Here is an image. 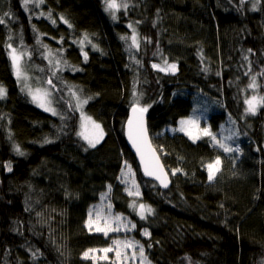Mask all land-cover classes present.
<instances>
[{
	"label": "trees",
	"instance_id": "16d2710c",
	"mask_svg": "<svg viewBox=\"0 0 264 264\" xmlns=\"http://www.w3.org/2000/svg\"><path fill=\"white\" fill-rule=\"evenodd\" d=\"M116 3L127 7L30 0L26 10L23 0H0V85L7 89L0 99V264H116L84 257L117 238L86 227L109 189L152 264H264V105L246 112V100L264 97V0ZM13 48L27 80L16 77ZM165 60L177 65L174 72L153 67ZM25 84L50 91L60 114L38 107ZM196 96L216 102L209 127L219 135L229 129L228 146L241 150L176 131L193 116ZM78 98L105 130L96 147L80 135ZM137 99L148 107L150 136L171 178L167 190L142 176L127 144ZM217 157L220 170L209 181L207 166ZM125 165L137 173L138 197L119 180ZM141 203L152 209L144 219Z\"/></svg>",
	"mask_w": 264,
	"mask_h": 264
},
{
	"label": "snow or ice",
	"instance_id": "6c2138e0",
	"mask_svg": "<svg viewBox=\"0 0 264 264\" xmlns=\"http://www.w3.org/2000/svg\"><path fill=\"white\" fill-rule=\"evenodd\" d=\"M30 0H23V7L27 10L28 9V4H29ZM34 6H38L39 4L43 3V0H32ZM106 3V8L108 11L113 12L114 10H118L120 7H127V5H119L116 3V0H105ZM255 7V5L253 6ZM7 15V14H6ZM51 16V14L49 13V17ZM115 18V17H114ZM61 19H63V17H61ZM0 23H4V19L2 17H0ZM66 23V21H65ZM122 39H127V37H122ZM133 44H136L137 47H139L138 43H137V38L135 35H133L131 37ZM9 47L11 48V45H9ZM251 51V49L249 50ZM16 50L13 48L12 49V63L13 66L15 68V74L17 79H20L22 76H24V79L27 80V76L23 73L22 70V66L20 63V56L16 55ZM56 63L58 64L59 61H56ZM165 64L167 65V68H160L161 71H172L174 72L177 68V65L175 63L173 64H168V62L165 60ZM154 68L159 67V65H153ZM262 75H264V73H262ZM255 79L256 77L253 76L252 80L253 83L249 84L248 87L250 88H255L256 84H255ZM48 84H51V80L49 79L47 81ZM25 87L28 88L29 94L32 96L33 101L38 102L40 107H44L45 111H51L53 115H56V110L52 107H45L46 104L50 105L51 104V100L49 99V97L51 96V92L47 91V90H41L39 88L35 89V91L32 90L31 86L28 84H25ZM7 96V89L3 86L0 85V99H4ZM79 99V98H78ZM90 99V98H89ZM82 103H88V100L85 99L82 101ZM246 103L248 104V108L246 109V112H250L252 114L256 113V109H257V105H264V97H260L259 99L256 96H253L251 99L246 100ZM150 107V105H149ZM148 111V107H141L139 106V99H137L134 102V105L132 107V118L128 121V136L129 139L132 141V143L136 146V150L138 153H140V157H141V161L144 164V171L145 174L149 175V176H155L156 179L160 180L161 184H163L164 187H167V181H166V174L163 171L162 166L159 163V159L155 154V151L152 150L149 142H148V138H147V129L145 127L144 124V113H146ZM197 122L193 119H189L187 121H181V124H189V125H195ZM92 124L94 125V130L89 131L84 125H82V127L85 128L84 131H82L80 133V135L83 137V139L88 141V144L91 147H95L96 144L100 141V139L103 138V131L102 129H100V125L95 124V122H92ZM98 130V131H96ZM183 130V129H182ZM203 134L205 136H209L211 137L212 140H214L216 142L217 145H219L220 148H222L225 152H234V151H239V149H233L231 147H229L228 145L221 143L215 135H213L208 129H204L203 130ZM189 135H192V133L190 132ZM196 137L193 136V139H195ZM46 143L49 141H45ZM17 151H19V148H17ZM21 155H23L24 153L20 152ZM221 164V161L219 159V157L216 158L214 163L209 164L208 167V179L209 181H212L215 177L216 172H218L219 169V165ZM9 171H11V168L9 167ZM177 170H173V175H175ZM129 195L131 196H139L140 193L137 189H133V190H129ZM111 207V206H109ZM132 207L135 209L137 207L135 201L132 204ZM139 215L141 217V219L145 218V211L147 212H151L152 209L150 207L146 208V206L144 204H139ZM97 218L99 219V214H97ZM107 219V218H106ZM116 222H117V227L115 228H110L111 231H120V221L122 219L121 216L117 215L113 218ZM91 223V221L89 222ZM133 228L135 227V225H131ZM125 229L127 230V227L125 226ZM97 231H102V232H106L108 229L105 228H100L97 227L96 229ZM143 235L144 236H149L150 234L148 233V231L145 229L143 231ZM121 241H114L115 245H121ZM123 247L127 248V247H133V242L131 241H124L123 242ZM149 247H151V245H149ZM95 250L90 249L87 252L84 253V257L87 258L90 252H94ZM103 251L105 253H108L110 251H113L112 248H105L103 249ZM144 247L143 245L139 246V255L142 259L146 260L147 258L144 256ZM115 255L117 258L121 257V251L119 249H117L115 251ZM133 256L136 255L135 250L133 251ZM127 256V254L125 253V257Z\"/></svg>",
	"mask_w": 264,
	"mask_h": 264
},
{
	"label": "rangeland",
	"instance_id": "374dc122",
	"mask_svg": "<svg viewBox=\"0 0 264 264\" xmlns=\"http://www.w3.org/2000/svg\"><path fill=\"white\" fill-rule=\"evenodd\" d=\"M15 54L18 56L20 55L18 53V50H16ZM23 56H26V55H23ZM26 57L28 58V56H26ZM157 65H159V67H157L159 69L160 68H167V66L165 65L164 62L158 63ZM26 67H27V65L22 66L23 70ZM26 70L27 71H25V73L28 75V77H29V75L31 77L30 68L28 67V69H26ZM39 89L44 90L43 88H40V87H39ZM49 99L51 100V104L50 105L46 104L45 107L54 108L56 110V115H59L60 112L58 111V109L54 105V100H53L52 95L49 97ZM193 103H194L193 116L191 118L184 119L183 121L193 119L197 123L195 125H189V124H181V122H180L179 127L176 129V131L184 132L186 134H189L191 132L192 135H190V136H192V137L197 136L196 138H198L200 136H204V134H203L204 129H208L213 135L216 136V138L221 143H224L226 145H230V138L232 136V133L230 132L229 129L225 128L219 135V133L212 132L211 128L209 127V125L207 123V119L212 114H214L218 111L216 102H214L210 99L208 100V99L201 98V97L198 98L196 96L193 99ZM35 104L38 107H40L38 102H35ZM75 107L80 114V130H81V132L85 130V128L82 127V125H84L89 131L94 130V125L92 124V122H95V124L100 125V129H102L104 135H103V138L100 139V141L96 144V146H98L103 141V139L105 137V130H104L102 124L99 123L96 119H94L92 116H90L87 113V111L85 109V104L82 103V100L77 99L75 101ZM40 108L45 110L44 107H40ZM47 112L52 114L51 111H47ZM171 129H174V128H171ZM96 131H98V130H96ZM209 139L211 140V142H213L214 145H217L216 142L211 139V137H209ZM87 144H88V141H87ZM88 146L91 147L89 144H88ZM235 148L236 149L238 148L239 150H241V147H239V146L235 147ZM219 167H220V165H219ZM136 175H137V173L135 172V170L131 166H129V165L124 166V169L121 172L120 182L126 186L128 193H129V190H133V189H137V188H138V191L140 193V188H139L138 180H137L138 178ZM134 197H138V196H134ZM109 206H111V207H109ZM97 214H99V219L97 218ZM117 215L122 217L121 221L119 222L121 225L120 231H111L110 228L117 227V222L113 219ZM90 221H91V223H89ZM87 225H88V228L90 231L95 232V233H101L105 237H109L110 235L115 234L117 236V238L114 241L118 240V241L122 242L121 245L113 244V246L110 247L113 249V251H110L108 253H105L103 251V249L95 250L94 252H90L88 257H87L88 259H92L95 262H100V261H108L109 259L112 258V259H114L116 264H152L150 262V260L148 259V256L146 255L145 251H144V256L147 259L144 260L140 257L139 246L142 244H140L137 240H135L134 237H132L130 235L135 230V227L133 228L131 226L134 224L127 217L117 213V211L114 207L113 201H112V189H109L106 193H104L100 198V202L97 203L96 205H94L90 209L89 215H88ZM125 226L127 227V230L125 229ZM97 227L105 228L108 230L106 232L97 231L96 230ZM124 241L133 242V247H127V248L123 247ZM117 249H119L121 251V257L120 258H117L115 255V251ZM134 250L136 252L135 256L132 255ZM125 253L127 254L126 257H125Z\"/></svg>",
	"mask_w": 264,
	"mask_h": 264
},
{
	"label": "water",
	"instance_id": "95a60500",
	"mask_svg": "<svg viewBox=\"0 0 264 264\" xmlns=\"http://www.w3.org/2000/svg\"><path fill=\"white\" fill-rule=\"evenodd\" d=\"M132 115H133V113H132V108H131L130 111H129L128 119H127V121L125 123V136H126L128 147H129V149L131 150V152L134 154V156L136 158V161L138 163V166L140 168L142 176L146 180H149V181H152V182L158 184L161 187V189L167 190V189H169L171 187V178H170V175H169V173H168V171H167V169H166V167H165V165H164V163H163V161L161 159V156L159 155L156 147L154 146V144L152 142V139H151V136H150V132H149V129H148V114H147V112L144 113V124H145V127L147 129L148 142H149L152 150L155 151V154H156V156L159 159V163L162 166L164 173L166 174V181H167V184H168L167 187H164L163 184H161L160 180L156 179L155 176H149V175L145 174L144 164L141 161L140 153L137 152L136 146L132 143V141L129 139V136H128V132H129L128 121L132 118Z\"/></svg>",
	"mask_w": 264,
	"mask_h": 264
},
{
	"label": "bare ground",
	"instance_id": "6f19581e",
	"mask_svg": "<svg viewBox=\"0 0 264 264\" xmlns=\"http://www.w3.org/2000/svg\"><path fill=\"white\" fill-rule=\"evenodd\" d=\"M119 180H120V179H119ZM158 186H159V185H158ZM105 193H106V192H105ZM103 194H104V193H103ZM103 194H101V196H102ZM101 196H100V198H101ZM99 202H100V199H99ZM99 202H98V203H99ZM96 204H97V203H96ZM96 204H94V205H96ZM94 205H93V206H94ZM93 206H92V207H93ZM92 207H91V208H92ZM114 207H115V206H114ZM91 208H90V209H91ZM89 211H90V210H89ZM117 213H118V212H117ZM88 215H89V213H88ZM87 222H88V220H87ZM86 227L88 228L87 223H86ZM88 230H89V228H88ZM89 231H90V230H89ZM90 232H92V231H90ZM92 233H94V232H92ZM94 250H101V249H94ZM86 259H88V258H86ZM90 260H92V259H90ZM93 261H94V260H93ZM110 261L115 262L114 259H112V258L109 259L108 261H100V262H110ZM94 262H95V261H94ZM100 262H95V263H100Z\"/></svg>",
	"mask_w": 264,
	"mask_h": 264
}]
</instances>
